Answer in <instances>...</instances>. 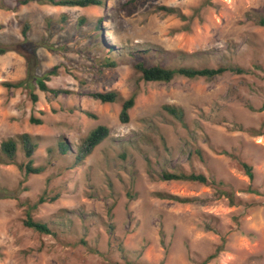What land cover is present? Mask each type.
Here are the masks:
<instances>
[{
	"label": "rangeland",
	"instance_id": "374dc122",
	"mask_svg": "<svg viewBox=\"0 0 264 264\" xmlns=\"http://www.w3.org/2000/svg\"><path fill=\"white\" fill-rule=\"evenodd\" d=\"M101 1L0 0V47L9 50L0 55V264H203L218 251L207 264H264V0ZM140 61L249 73L146 82ZM53 69L45 83L56 95L33 81L2 86ZM108 92L115 103L92 97ZM132 96L124 124L122 103ZM164 106L182 109L183 120ZM99 126L109 136L84 155ZM21 135L38 145L40 175L21 170L29 162L21 142L14 163L2 151ZM163 172L204 174L208 184L162 181ZM28 215L52 234L27 228Z\"/></svg>",
	"mask_w": 264,
	"mask_h": 264
},
{
	"label": "trees",
	"instance_id": "16d2710c",
	"mask_svg": "<svg viewBox=\"0 0 264 264\" xmlns=\"http://www.w3.org/2000/svg\"><path fill=\"white\" fill-rule=\"evenodd\" d=\"M138 0H130V3H135ZM38 3L42 5H50L53 7H80V8H86L91 6H100L102 5L101 0H19V5H27L29 3ZM160 11L164 12L167 15H177L181 18H184L174 8L169 7H160ZM259 24L264 26V20H260ZM29 30V26L25 25L22 31L23 37L25 40L27 39V32ZM9 50L7 48L0 47V55L6 54ZM115 52V48H110L109 54H112ZM108 61H110L108 59ZM29 66L31 65V62L28 61ZM115 62H111L109 64V67H115ZM31 70V68H30ZM29 70V74L27 79L23 82L18 83H10V82H4L2 83V86L8 88V89H18L25 85V83H30L31 81L37 83L38 87L41 91L46 93H52L54 95L58 94L56 90L50 89L45 81H49V79L52 76L57 75V70L53 69L49 72H47L44 76L38 77L34 76L32 72ZM135 70L140 73L141 78L146 82H164L169 83L173 79H175L177 76H182L188 79H214L218 76H222L227 72L236 73L239 75L248 74L249 71L245 70L243 68L238 67H218V68H195V67H180V68H174V69H168L164 68L162 66H146L142 61L135 64ZM92 97L96 100H99L102 103H115L118 100V94L116 92H108V93H95L92 95ZM33 101H37V96L32 94ZM136 96L130 97L128 100L123 101L122 103V110L120 113V121L124 124L128 123L130 120L129 112L130 110L135 106ZM163 110L166 111L168 114L175 117L177 120L182 121L183 120V110L178 109L173 106H164ZM90 115V114H88ZM91 116V115H90ZM31 122L33 124L41 125L43 124L42 120L31 118ZM254 132V131H253ZM110 134V130L107 127L99 126L95 130H93L87 139L85 140V153L84 155L90 154L102 141H104ZM22 143L25 151L26 156L29 159V162L25 166H20L21 170H23L27 175H40L43 172V168L40 167H34L33 165V154L35 149L37 148V143L33 141V138L29 135H21L18 136L17 139H11L3 143L2 145V151L6 155L8 159L11 160L12 163L13 159L15 157V154L17 152V148L19 143ZM59 148L61 149L62 153L65 154L68 149L65 146L64 143L60 142ZM0 160L1 163H5L3 158ZM82 158L79 159L81 161ZM8 163V162H7ZM242 168L247 173L250 180L254 179V174L252 171V168L249 164L245 162H241ZM160 179L162 181H182V182H191V183H200V184H208V178L204 174H175V173H168L163 172L160 176ZM247 193H253L258 194V191L253 188H248ZM160 198L162 199H169L174 200L178 203H193L196 201V199H190V198H180L176 196H167L163 194H158ZM224 195L230 199L231 203L234 204L235 200L233 196H231L229 193L225 192ZM55 199L51 200V202H54ZM45 203L44 199H40V204ZM24 225L32 229L36 232L42 233V234H52L51 229L49 228L48 224L35 221L32 219L30 215L27 216ZM82 243H85L84 241ZM219 252V251H218ZM217 252V253H218ZM216 254L211 255L208 257L203 264H207L210 260L214 259L216 257ZM130 264H138V263H130Z\"/></svg>",
	"mask_w": 264,
	"mask_h": 264
}]
</instances>
